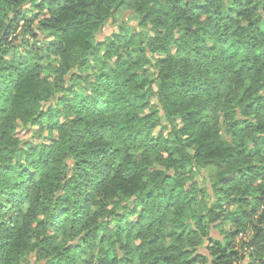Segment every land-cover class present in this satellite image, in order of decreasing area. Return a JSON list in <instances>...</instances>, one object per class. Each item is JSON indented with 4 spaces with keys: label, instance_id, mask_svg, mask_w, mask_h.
<instances>
[{
    "label": "clouds",
    "instance_id": "9594fccd",
    "mask_svg": "<svg viewBox=\"0 0 264 264\" xmlns=\"http://www.w3.org/2000/svg\"><path fill=\"white\" fill-rule=\"evenodd\" d=\"M0 264H264V0H0Z\"/></svg>",
    "mask_w": 264,
    "mask_h": 264
}]
</instances>
